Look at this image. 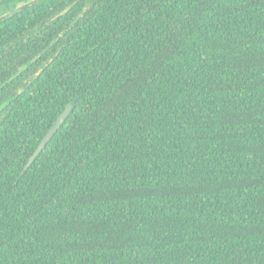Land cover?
<instances>
[{
	"label": "trees",
	"instance_id": "obj_1",
	"mask_svg": "<svg viewBox=\"0 0 264 264\" xmlns=\"http://www.w3.org/2000/svg\"><path fill=\"white\" fill-rule=\"evenodd\" d=\"M8 13L0 264H264V0Z\"/></svg>",
	"mask_w": 264,
	"mask_h": 264
},
{
	"label": "water",
	"instance_id": "obj_2",
	"mask_svg": "<svg viewBox=\"0 0 264 264\" xmlns=\"http://www.w3.org/2000/svg\"><path fill=\"white\" fill-rule=\"evenodd\" d=\"M72 106L70 104L66 105L64 111L57 117L56 121L52 125V127L49 129V131L46 133V135L43 137L41 142L39 143L38 147L35 149L32 156L29 158L24 171L30 166V164L34 161V159L37 157V155L43 150V148L46 146L48 141L53 137V135L56 133V131L59 129L61 124L64 122V120L68 117Z\"/></svg>",
	"mask_w": 264,
	"mask_h": 264
},
{
	"label": "flooded vegetation",
	"instance_id": "obj_3",
	"mask_svg": "<svg viewBox=\"0 0 264 264\" xmlns=\"http://www.w3.org/2000/svg\"><path fill=\"white\" fill-rule=\"evenodd\" d=\"M33 0H23V1H18V2H14L13 4H11L10 10L7 11L6 8L1 7L0 8V19H3V17L7 14V12H9L8 14H13L16 11H19L21 8H23L25 5L29 4L30 2H32ZM8 7V8H9ZM7 11V12H6Z\"/></svg>",
	"mask_w": 264,
	"mask_h": 264
},
{
	"label": "rangeland",
	"instance_id": "obj_4",
	"mask_svg": "<svg viewBox=\"0 0 264 264\" xmlns=\"http://www.w3.org/2000/svg\"><path fill=\"white\" fill-rule=\"evenodd\" d=\"M9 10H10V7H9V8H7V11H9ZM7 11H6V12H7Z\"/></svg>",
	"mask_w": 264,
	"mask_h": 264
}]
</instances>
